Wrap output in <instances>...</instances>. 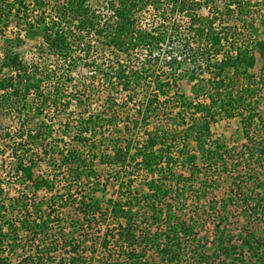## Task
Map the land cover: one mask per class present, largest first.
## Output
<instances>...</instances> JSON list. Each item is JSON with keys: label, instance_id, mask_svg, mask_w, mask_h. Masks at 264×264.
I'll return each mask as SVG.
<instances>
[{"label": "trees", "instance_id": "trees-1", "mask_svg": "<svg viewBox=\"0 0 264 264\" xmlns=\"http://www.w3.org/2000/svg\"><path fill=\"white\" fill-rule=\"evenodd\" d=\"M26 1L9 7L28 11L45 57L25 61L18 35L0 41V113L9 116L0 142L13 159L4 167L0 149V264H92L88 238L105 217L117 227L97 243L103 264H264V0H220L221 9L216 0ZM7 4L0 0V16ZM202 5L208 16L196 13ZM175 11L187 25L171 21ZM256 50L259 77L250 72ZM187 62L207 103L180 91ZM73 98L85 107L71 122ZM154 112L167 123L154 124ZM217 116L238 118L239 147L214 136ZM131 123L145 125L140 137ZM130 160L149 175L145 187H131ZM113 165L120 196L83 195L85 182Z\"/></svg>", "mask_w": 264, "mask_h": 264}, {"label": "rangeland", "instance_id": "rangeland-1", "mask_svg": "<svg viewBox=\"0 0 264 264\" xmlns=\"http://www.w3.org/2000/svg\"><path fill=\"white\" fill-rule=\"evenodd\" d=\"M10 1L12 0H8V4L5 8V10L2 12L1 14V18H0V27H1V32H0V41L1 43L6 44L9 43L11 41V39H13L14 36H19L20 37V41H19V47H16L17 51L20 53L21 57L25 60V61H29L32 57H36L38 59V61H40L41 63H44V57H45V52L43 51L42 47H44L42 45L41 42V37L40 34L36 31L37 29H34V27H29V22L31 21V17H29L28 15V11H27V15L23 14V10H21L19 15H14V9L9 7L10 5ZM91 1V0H90ZM93 1H97V0H93ZM92 1V2H93ZM195 1H199V0H195ZM217 1V5L220 7L219 9H221V7L223 6V4L220 2V0H216ZM26 3H30V0H27ZM94 8H98V10H102V8L98 7V6H94ZM106 9H103L101 14L103 15L105 13ZM98 12V11H97ZM196 13H198L199 15L202 16H208L209 13V8L206 6H201L196 10ZM141 15V14H140ZM144 15L146 17L148 16H152L153 12L151 11H146L144 12ZM172 19H177V20H183L184 25H187L188 22V17L186 16V13H179V12H174L172 17H171V21ZM8 21V22H7ZM173 27V26H171ZM32 28V29H31ZM168 34V33H167ZM257 37L259 39L264 40V29L260 28L258 33H257ZM5 40V42H3ZM225 44V42H223ZM3 45L0 44V58L2 57V53H3ZM162 45H164V43H162ZM227 44H225L224 47H226ZM224 51V48L222 49ZM43 51V52H42ZM118 53V52H117ZM116 53V54H117ZM221 53V52H220ZM223 54V53H221ZM220 54V55H221ZM119 56L122 55V53H118ZM159 63L160 65H162V67H166L167 66V57H166V53L164 51L159 52ZM218 59H220L221 57L219 55H217ZM263 63V57L260 54V50H256L255 51V64L254 66L250 69V72H252L256 77L260 76V72H261V65ZM193 66L192 63H185L184 66L181 69V72H185L183 75L182 80L179 82L180 83V91H182L186 98L189 101H192L194 103L200 101L202 103H207V97L209 96L208 94L200 93L197 91L196 86L202 84V81L200 80H192L190 79L189 76V71L191 70V67ZM75 75L78 74L80 75V73H84L83 69H77L74 70L73 72ZM86 74L88 75L89 73ZM209 73H204L202 75L203 79H207L208 78ZM208 91H212L211 88ZM258 97H260L259 100L260 101V107H261V112L263 113V119H264V88L261 90V93H259ZM87 101V99H85V102ZM98 100H94L91 101L89 104L87 103V109L95 107L94 105H96V102ZM131 104V107H127L125 108V111L128 110V112L133 111L134 109L132 108V105L134 103H129ZM84 100H82V102H80L79 99L77 98H73L68 107L66 108L65 112H66V116L70 117V121L73 122L71 116L76 115V113H78V111H83L84 107ZM86 109V112L88 111ZM133 109V110H132ZM176 111V110H175ZM85 112V113H86ZM84 113V114H85ZM154 116H153V123H157L162 125L161 123H167L165 122L167 117L160 115L158 113L154 112ZM13 115V113H10V118ZM122 118H120V121L117 125L118 129H122V127L127 123V119L124 118L126 113L123 112L122 114ZM169 117V116H168ZM9 116L8 113H0V132H2L5 128H3V126H7L8 122H9ZM218 120L213 122L211 124V130L214 134L215 137L220 138L223 142H225L228 147H239L243 142H244V138L242 136V132H241V125L239 123L238 118H222L221 116H217ZM116 127V126H115ZM131 127V131H135L137 137L141 136V133L144 131L145 129V125H140L138 124V126L133 127L132 128V123L130 124ZM150 127V126H149ZM166 127V126H165ZM167 127L169 128V125H167ZM112 129H114V127H111ZM117 129V128H116ZM133 131V133H134ZM129 133V132H128ZM67 143H69L70 145H72L73 147L78 148L80 151H85L86 148L82 145V146H76L75 144H77L76 141L67 138ZM10 144V143H9ZM65 147V146H64ZM0 149L6 150L5 154L2 157V161L4 164V167L8 168L10 161H12L13 159L11 158L10 153H8L10 151V148L8 147H4L3 142H0ZM86 152V151H85ZM131 161V160H130ZM136 161H131L129 162L126 171L130 172L132 174H129V176L127 174H125L126 177H128V179L132 180L133 184L131 187L132 188H139V187H145L147 184L146 182L149 180V175H147L145 172L139 170H136V168H138V166L135 164ZM49 164V160L47 159L46 161L42 162V167L43 169L47 167V165ZM111 168H109V172L107 171H103V174H100L99 177L100 178H92L91 181H86L85 184L83 185V187H85L87 189L86 192H83V195L87 196L88 199H90V194H92L94 197H99L100 201H105L107 202L109 199H117L120 196V191H119V181L121 180V178L123 177L119 175H117V177H113V176H109V174L112 172V170L114 171V169H117L116 167L118 166H110ZM66 171L67 169H65L63 172L60 170L58 172V174L55 176V180H59V177H61L63 175V177L66 175ZM122 171V170H121ZM125 177V178H126ZM83 179L86 180L85 177H82ZM108 178H111L108 182ZM71 179V177H67L64 178L63 181L64 185H68L69 180ZM72 180V179H71ZM60 182V183H61ZM226 185V184H224ZM64 187V186H62ZM106 187V188H104ZM226 187V186H224ZM84 189V188H83ZM81 191H84V190ZM225 188H222L219 191L220 196L225 195ZM79 193V192H78ZM47 195V194H46ZM49 195V194H48ZM47 195V198L49 197ZM96 223H101V228L99 230H97V232H91V233H96L89 236L88 238V250H90L91 253H89L88 255H91L92 258V264H103L104 260L101 257V253H103L104 251L99 247V245L97 244L98 241L100 240V238L102 237V235L104 234V232H106V230L108 228H113V227H117V222L115 220H113L110 217H105L103 222H100V220L96 219L95 220ZM124 223V222H123ZM96 225V224H95ZM97 227V225H96ZM99 233V234H97ZM80 235V234H79ZM78 234L75 236V239H81V237ZM92 242V243H91ZM94 242H96V245H94ZM110 244L112 245V243L110 242ZM191 264H198L197 260L192 262Z\"/></svg>", "mask_w": 264, "mask_h": 264}]
</instances>
